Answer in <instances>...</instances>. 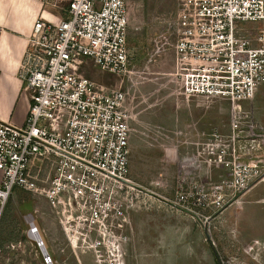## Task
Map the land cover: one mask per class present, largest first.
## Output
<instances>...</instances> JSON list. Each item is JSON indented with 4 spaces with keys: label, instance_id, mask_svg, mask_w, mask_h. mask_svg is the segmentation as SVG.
<instances>
[{
    "label": "built area",
    "instance_id": "1",
    "mask_svg": "<svg viewBox=\"0 0 264 264\" xmlns=\"http://www.w3.org/2000/svg\"><path fill=\"white\" fill-rule=\"evenodd\" d=\"M35 1L61 17L40 15L33 23L20 65L29 100L23 126L0 123V216L14 188L43 198L75 259L91 254L95 264H117L131 214L166 202L130 176V139L137 133L130 74L142 72L134 70L135 50L128 47L127 3ZM165 26L150 41L142 69L170 52L168 77L183 99L230 108L226 133L151 130L153 139L175 150L174 204L213 213L264 173V125L251 107L264 87V0H178ZM88 66L129 86L94 83ZM215 167L223 171L208 181L204 172ZM27 225L43 264H53L32 217Z\"/></svg>",
    "mask_w": 264,
    "mask_h": 264
},
{
    "label": "rangeland",
    "instance_id": "2",
    "mask_svg": "<svg viewBox=\"0 0 264 264\" xmlns=\"http://www.w3.org/2000/svg\"><path fill=\"white\" fill-rule=\"evenodd\" d=\"M177 1L126 0L130 22L128 47L136 52L132 53L136 57L134 70L142 72L130 74L134 78L130 92L132 103L129 102L131 127L142 126L143 131L159 128L170 133L182 132L180 127L194 115L193 120H198L201 129L226 133L228 105L183 99L174 79L168 77L170 73L164 74L160 67L165 55L172 56L170 52L142 69L150 41L174 18ZM171 65L174 68L173 62ZM86 69L89 79L100 85V71L91 66ZM104 76L106 88L129 86L127 80L108 74ZM259 94L264 98V87L260 88ZM143 131L134 134L137 142L135 149L130 148V176L138 185L163 196L166 202L154 201L149 208L131 214L129 240L122 245V256L116 263L264 264V173L248 191L239 194L223 210L189 212L173 202L177 163L172 144L153 139L152 131L147 137ZM222 171L215 167L204 173H207L208 181L213 182ZM42 204L47 206L46 209L40 207ZM47 208L50 210L43 198L18 188L12 190L0 216V264H43L26 233L31 217L53 264H95L91 254L80 256L78 249H75L78 255L74 258L55 213ZM51 222L55 223L53 230L63 237L62 242L52 244L53 253L44 231V226ZM53 230L55 241L56 231ZM58 239L61 241L59 236Z\"/></svg>",
    "mask_w": 264,
    "mask_h": 264
},
{
    "label": "crops",
    "instance_id": "3",
    "mask_svg": "<svg viewBox=\"0 0 264 264\" xmlns=\"http://www.w3.org/2000/svg\"><path fill=\"white\" fill-rule=\"evenodd\" d=\"M40 15L53 21L61 17V14L52 12L48 5L43 6L35 0H0V123H9L21 127L25 122L29 100L28 95L23 90L20 65L28 45L33 23ZM161 62L160 67L163 68L164 74L173 72L171 55H165ZM98 78L102 80L101 84L107 85L104 81L106 80L104 74H99ZM151 90L150 88L149 91ZM259 93L260 90L257 92L251 107H253L256 121L264 125V98ZM192 101L196 102L195 100ZM193 116H191V121H186L180 127L191 137H194L193 134L196 131H206L200 128L198 120H193L196 118ZM133 127L136 131H143L142 126L133 125ZM136 138L137 135H133L130 139L132 149L136 148ZM40 207L46 209L47 206L42 204ZM47 211L50 212L48 208ZM53 228H55L53 222L44 226L45 234L51 242L52 251L54 242L63 241L62 235ZM52 230L56 231L54 233L55 241L52 238ZM58 236L61 241H59Z\"/></svg>",
    "mask_w": 264,
    "mask_h": 264
}]
</instances>
